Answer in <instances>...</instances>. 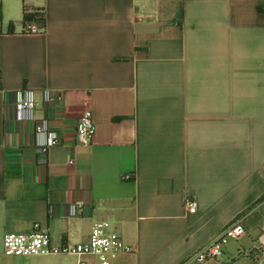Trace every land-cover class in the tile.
Listing matches in <instances>:
<instances>
[{
	"label": "crops",
	"instance_id": "0c3cea01",
	"mask_svg": "<svg viewBox=\"0 0 264 264\" xmlns=\"http://www.w3.org/2000/svg\"><path fill=\"white\" fill-rule=\"evenodd\" d=\"M38 8L45 30L24 32ZM25 88L60 90L69 125L88 110L90 139L67 126L40 163ZM100 220L134 246L120 264H182L241 220L206 264H257L238 249L264 228V0H0V238L77 244Z\"/></svg>",
	"mask_w": 264,
	"mask_h": 264
},
{
	"label": "built area",
	"instance_id": "2783aa9c",
	"mask_svg": "<svg viewBox=\"0 0 264 264\" xmlns=\"http://www.w3.org/2000/svg\"><path fill=\"white\" fill-rule=\"evenodd\" d=\"M42 14L43 12L40 11L38 18ZM45 28L46 22L38 20L35 12L32 13L31 19L24 21L23 25V31L28 33L43 32ZM13 105L17 111V118L34 121L33 132L40 163H46V155L51 147L63 142L61 133L67 126L74 129L76 138L80 142H87L94 133L95 124L88 110L83 111L71 125L65 122L66 111L60 90L46 88L42 91L41 99H36L33 90L25 88L17 91ZM36 107L49 110L52 115L36 118L34 116ZM122 178H130V174H125ZM183 203L187 212L196 211L197 199L192 191L187 190L184 193ZM79 209H81L80 201L71 205L72 213ZM244 232L241 220L227 225L182 264H206L210 262L209 259L217 261L228 241L239 238ZM133 251L134 246L125 242L106 220L94 222L88 239L77 244L56 243L48 229L37 225L28 231H7L2 237L4 255L75 254L78 257L77 264H120V259ZM238 255L253 258L257 264H264V228L252 246L238 249Z\"/></svg>",
	"mask_w": 264,
	"mask_h": 264
},
{
	"label": "rangeland",
	"instance_id": "374dc122",
	"mask_svg": "<svg viewBox=\"0 0 264 264\" xmlns=\"http://www.w3.org/2000/svg\"><path fill=\"white\" fill-rule=\"evenodd\" d=\"M227 244L226 245L228 246V248L236 247V241L229 240ZM0 251H2L1 238H0ZM10 258L14 262V264H73V258L68 255L53 257V256L38 254V255H28V256H20V257H10ZM5 260L6 258H0V263H2V261L4 262ZM208 261L213 262L215 261V259H209Z\"/></svg>",
	"mask_w": 264,
	"mask_h": 264
},
{
	"label": "trees",
	"instance_id": "16d2710c",
	"mask_svg": "<svg viewBox=\"0 0 264 264\" xmlns=\"http://www.w3.org/2000/svg\"><path fill=\"white\" fill-rule=\"evenodd\" d=\"M43 12L42 16L38 18L39 13ZM36 13L37 14V19L38 20H43L44 22H46V16H45V10L43 8H38V9H32V10H28V9H24V16H23V21H25L26 19H31V15L32 13Z\"/></svg>",
	"mask_w": 264,
	"mask_h": 264
}]
</instances>
